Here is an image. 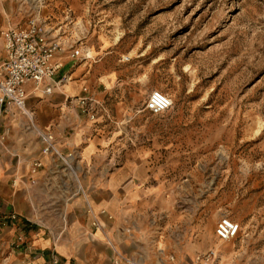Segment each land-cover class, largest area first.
Returning a JSON list of instances; mask_svg holds the SVG:
<instances>
[{"label": "rangeland", "instance_id": "rangeland-1", "mask_svg": "<svg viewBox=\"0 0 264 264\" xmlns=\"http://www.w3.org/2000/svg\"><path fill=\"white\" fill-rule=\"evenodd\" d=\"M33 19L81 50L77 60L63 57L74 78L95 71L105 81L83 83L97 121L79 109L102 157L153 163L151 184L162 195L146 206L158 211L145 221L125 217L128 246L117 250L145 264H194L215 242L234 252L232 264H264V0H0V63L2 33ZM154 91L172 100L167 112L147 110ZM68 172L56 195L32 199L58 231L70 203L94 209L99 189L77 167ZM226 217L241 229L224 242L216 228Z\"/></svg>", "mask_w": 264, "mask_h": 264}, {"label": "crops", "instance_id": "crops-1", "mask_svg": "<svg viewBox=\"0 0 264 264\" xmlns=\"http://www.w3.org/2000/svg\"><path fill=\"white\" fill-rule=\"evenodd\" d=\"M72 70L70 65L63 68L57 80L71 75L72 81L60 84L51 95L31 89L28 105L34 110L36 128L40 132H51L62 152L78 153L81 160L77 170L82 178L99 183V189L92 196L94 212L104 210L112 220L103 216L105 228H94L91 214L79 199L67 207V232L56 245L49 230L30 227L27 221L34 212L30 211L28 199L54 196L59 191L57 180H72V177L61 162L46 157L43 158L44 168L35 176L38 185L32 186L29 168L35 159L42 157L43 143L38 132L28 127L39 141V147L31 145L30 133L24 130L26 122L28 124L24 117L16 112L4 115L0 118V221L4 215H19L18 221L5 227L0 222V260L5 264H52L54 256L60 264H114L117 249L126 252L125 247L128 246L123 233V219L137 215L139 220L145 221L150 212L158 211L146 206L147 202L162 195L151 184L157 179L152 161L141 157L123 160L102 157L101 140L91 138L89 127L82 123L84 117L80 114L79 102L85 96L83 89L88 87L83 83L98 79L97 83L101 85L105 81L98 78L95 71H89V80L83 82L74 78L77 72ZM50 229L60 232L53 227ZM21 235L24 243L17 241ZM212 246L208 251L215 250V242ZM217 247L219 259L224 258L226 264L236 262L234 252H225L221 244Z\"/></svg>", "mask_w": 264, "mask_h": 264}, {"label": "built area", "instance_id": "built-area-1", "mask_svg": "<svg viewBox=\"0 0 264 264\" xmlns=\"http://www.w3.org/2000/svg\"><path fill=\"white\" fill-rule=\"evenodd\" d=\"M2 35L6 58L4 62L0 63V118L13 112L18 113L30 122L31 126L29 128L38 132L43 143L42 157L35 159L29 168L31 185H38L35 176L44 168L43 158L46 157L58 160L64 168L75 174L76 167H78L77 165L81 160L80 156L76 151L62 152L51 132L42 133L36 128L35 115L28 105V100L31 89L36 93L41 92L44 95H51L60 84L71 82V75H66L61 80H57V76L64 68V55H67L70 60H77L82 56L81 50L63 43L60 38L49 36L47 31L35 19L29 21L24 28H9ZM83 92L85 96L79 102L81 113L88 116L89 120L97 121V113L93 109L94 100L88 95V88L85 87ZM171 106L172 100L169 96L160 91H154L146 108L149 112L158 115L167 112ZM1 141H4L3 137H1ZM13 185L17 186L16 181ZM32 199H30V202L36 219L33 221L32 218H29L28 224L30 227L33 226L32 224H36L40 228L43 227L49 230V235L54 245H56L62 238L66 226L63 231L58 233L52 231L50 227L42 222L43 219L39 217ZM87 211L91 214L93 227L96 229L105 228L102 223L103 216H107L109 220H112V216L104 210L100 213L94 212L90 204ZM18 219L19 215L11 213L4 215L0 222L5 227L8 223L16 222ZM240 229L239 223L226 217L219 221L216 235L221 241L227 242L237 237ZM17 241L24 243V236H19ZM218 260L219 256L216 250L213 249L196 257V262L200 264H217ZM52 264H60V260L54 256ZM114 264H145V262L141 258L126 256L116 251Z\"/></svg>", "mask_w": 264, "mask_h": 264}]
</instances>
